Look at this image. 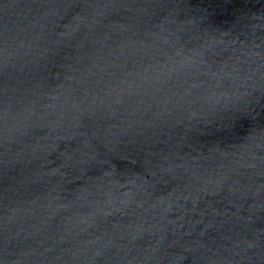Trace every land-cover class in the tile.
Wrapping results in <instances>:
<instances>
[{"label":"water","instance_id":"water-1","mask_svg":"<svg viewBox=\"0 0 264 264\" xmlns=\"http://www.w3.org/2000/svg\"><path fill=\"white\" fill-rule=\"evenodd\" d=\"M0 264H264V0H0Z\"/></svg>","mask_w":264,"mask_h":264}]
</instances>
